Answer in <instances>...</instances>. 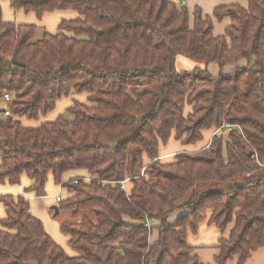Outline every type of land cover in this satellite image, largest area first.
Wrapping results in <instances>:
<instances>
[{"label":"trees","instance_id":"1","mask_svg":"<svg viewBox=\"0 0 264 264\" xmlns=\"http://www.w3.org/2000/svg\"><path fill=\"white\" fill-rule=\"evenodd\" d=\"M9 2L38 19L78 17L35 39L36 26L5 22L0 10V185L30 182L16 198L0 196V264H203L187 235L209 213L228 231L216 264H244L264 248V0L216 8V21H231L222 36L199 8L190 22L170 0ZM178 56L234 70L176 72ZM75 94L87 100L69 118L39 122ZM171 140L183 149L164 161ZM77 170L86 175L63 179ZM50 177L59 211L94 216L59 227L74 256L29 212L26 198L45 197ZM209 185L225 187L200 189Z\"/></svg>","mask_w":264,"mask_h":264},{"label":"crops","instance_id":"2","mask_svg":"<svg viewBox=\"0 0 264 264\" xmlns=\"http://www.w3.org/2000/svg\"><path fill=\"white\" fill-rule=\"evenodd\" d=\"M172 3L185 7L189 13L190 16V22H192V14L193 12L199 8L202 12L203 17H210L211 20L213 21V35L214 36H222L224 34L225 29L230 25L231 21L227 18L223 19L220 22L216 21L213 18V13L214 10L218 7H221V5H232V4H238L242 6L243 8L247 9L248 8V2L247 0H170ZM0 10L2 12V19L5 22L9 23H15V24H24V25H34L37 27L36 30V38L38 39L40 37V33H49V34H56L58 32L59 28V23L62 20H73L78 17V14L76 11H70V10H58L56 12H51V13H45L44 16L41 19H38L36 15L32 12H29V14L24 13L21 10H13L10 7V2L9 0H0ZM38 30H41L40 32ZM184 58V57H183ZM186 59V58H185ZM190 61V60H189ZM192 62V61H191ZM193 63V62H192ZM195 63V62H194ZM238 65L244 66V62H240ZM209 67L212 71V76H218L220 74H216L217 69L220 71L219 67L215 64H209ZM194 70V69H193ZM192 70V71H193ZM234 70V67L228 66L223 69L222 74H227L230 73ZM190 71V72H192ZM179 72V71H178ZM181 73H189V72H181ZM85 94H75V95H70L68 99L61 98L60 101L57 102L56 107L54 111L55 115L52 116L51 113H48L46 117H41L39 122L46 121V120H54L56 117L59 115H67L65 113V110L70 107L75 100H78L82 103H86L87 100V95L85 100L82 98V96ZM70 98V99H69ZM5 106L4 103L0 104V110ZM53 111V112H54ZM51 114V115H50ZM68 116V115H67ZM66 117V116H65ZM23 125H30L32 124L31 122L25 120V119H20ZM38 122V123H39ZM212 131L205 132L203 137L204 140L202 143H199L196 147L202 148L210 142V137L212 135ZM183 147L175 142L174 140H171L165 147H161L160 149V155L162 157L160 159L166 161L167 159L170 160L174 157L175 153L180 152ZM195 149V150H196ZM194 150V151H195ZM78 175L80 176H85L86 173L83 171H78L77 172H67L64 176L63 179L69 180L72 178L77 177ZM51 179V177L49 178ZM52 180V179H51ZM50 181V180H48ZM30 184L28 179L26 177H22L21 184L18 186H10L9 184H4L0 185V196L4 195H12L14 198L18 197L19 195L23 194V191L25 187H27ZM48 187V183L46 184L45 188ZM57 193H62V189L56 186ZM47 189V188H46ZM64 191V190H63ZM56 193V194H57ZM53 195V194H52ZM59 195V194H58ZM64 195L66 193L64 192ZM47 195L45 197H33V196H28L26 199H28V203H30V213L33 217H36L40 219V221L43 224L44 220V212L46 211L47 206H49V203L53 204H58L56 203L55 197L54 198H48ZM48 200V201H47ZM4 207L2 204H0V219L4 218ZM177 214L173 213L169 217V222L173 221L176 218ZM210 217V213L208 214V217L205 221L200 223L198 225V231L197 234H193L190 231L188 232L187 235V244L191 246L194 249L193 254L199 258V260L203 264H216L214 262V256L218 254V240L220 238H227L228 236V231L224 234H222L213 224H209L208 218ZM45 221V220H44ZM44 230L46 233L50 234L53 240L64 249L65 245L64 243H67L68 237L66 236L65 238L56 236V232L53 231V228L47 227L46 225L43 224ZM64 246V247H63ZM65 251V250H64ZM72 256H74V253L71 252ZM238 263V257L233 258V260L229 261L227 264H237ZM244 264H264V248L258 249L257 252L251 254L250 259L245 262Z\"/></svg>","mask_w":264,"mask_h":264},{"label":"rangeland","instance_id":"3","mask_svg":"<svg viewBox=\"0 0 264 264\" xmlns=\"http://www.w3.org/2000/svg\"><path fill=\"white\" fill-rule=\"evenodd\" d=\"M39 32L41 30H38ZM43 33L41 32L40 33V37ZM39 37V38H40ZM38 38V39H39ZM35 39L36 38V35H35ZM175 70L176 72H190L192 71L193 69H196V68H199L201 71H204L207 75L208 74H212V71L209 67V64L208 66H203L201 64H197V63H192L191 61H189L188 59H185L183 58L182 56H178L176 58V61H175ZM218 66V65H217ZM218 72H216V74H221L223 73L222 72H219V70L217 69ZM78 95H81V94H78ZM86 95H83L82 98L85 100ZM64 99H68V97H65ZM70 99V98H69ZM60 107V106H57L56 109ZM56 110L53 112H50L52 114V116H54ZM50 114V115H51ZM56 116V115H55ZM67 118H69V116L66 115ZM31 122V121H30ZM32 124L28 125V126H32L34 125V122H31ZM50 181H48V187H46V195L48 196V198H54L56 197L58 194L61 196V192L60 193H57V189L56 186L53 184L52 180L49 179ZM238 181L237 180H234V181H230L229 184H234V182ZM225 186L224 185H209V186H200V189L201 190H207V191H211V190H221L223 189ZM57 193V194H56ZM53 194V195H52ZM64 194V193H63ZM50 200V199H48ZM47 200V201H48ZM55 202V200H54ZM53 206H57L56 204H53V203H49V206L45 207L46 208V211L44 212V220H43V224L46 225L47 227H51L53 228V231L56 232V236H59L62 238H65L66 239V236L63 235L60 231H59V227L64 224V222H68V223H73V224H78L83 218L85 217H88L90 218L91 220L94 219V216L88 214V213H85V212H80L78 213L77 215H73L67 211H58V214H55L54 212V209H53ZM65 247H64V250H65V253L68 255V256H72L71 252H73L74 254L77 255V253H75V251L69 247V245L67 243H64Z\"/></svg>","mask_w":264,"mask_h":264},{"label":"built area","instance_id":"4","mask_svg":"<svg viewBox=\"0 0 264 264\" xmlns=\"http://www.w3.org/2000/svg\"><path fill=\"white\" fill-rule=\"evenodd\" d=\"M9 99H10V96H9L8 94H5V95H4V100H5V101H9ZM4 115H5V116H8V115H9L8 111H4ZM125 182H126V180H125V181H122V182L120 183L121 189L126 190V188H125V186H124ZM27 200H28V199H27ZM55 201H56V202H59V201H60V195H57V196L55 197Z\"/></svg>","mask_w":264,"mask_h":264},{"label":"water","instance_id":"5","mask_svg":"<svg viewBox=\"0 0 264 264\" xmlns=\"http://www.w3.org/2000/svg\"><path fill=\"white\" fill-rule=\"evenodd\" d=\"M53 209H54V212H55V214H58V207L57 206H53Z\"/></svg>","mask_w":264,"mask_h":264}]
</instances>
